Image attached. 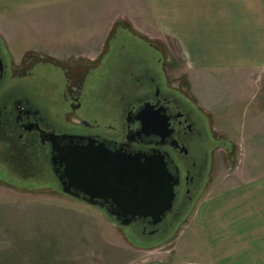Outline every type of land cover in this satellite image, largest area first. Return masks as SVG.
Here are the masks:
<instances>
[{"label": "flooded vegetation", "instance_id": "obj_1", "mask_svg": "<svg viewBox=\"0 0 264 264\" xmlns=\"http://www.w3.org/2000/svg\"><path fill=\"white\" fill-rule=\"evenodd\" d=\"M119 29L148 50H114L111 42L93 58L28 54L18 65L0 38V171L59 188L62 168L52 167V149L159 152L179 180L167 219L158 227L138 220L126 228L112 220L135 241H152L189 215L207 187L220 139L208 114L172 82L176 64L164 50L131 28ZM94 208L111 218L109 203Z\"/></svg>", "mask_w": 264, "mask_h": 264}, {"label": "crops", "instance_id": "obj_2", "mask_svg": "<svg viewBox=\"0 0 264 264\" xmlns=\"http://www.w3.org/2000/svg\"><path fill=\"white\" fill-rule=\"evenodd\" d=\"M74 1L82 0H0V36L16 56L89 57L102 47L108 24L100 37L67 39L61 14ZM154 5L156 25L177 41L187 65L210 73L208 87L216 85L218 93L205 92L203 108L222 145L238 149L233 174L196 208L180 250L199 261L184 264H264V0ZM44 11L50 18L34 19Z\"/></svg>", "mask_w": 264, "mask_h": 264}, {"label": "rangeland", "instance_id": "obj_3", "mask_svg": "<svg viewBox=\"0 0 264 264\" xmlns=\"http://www.w3.org/2000/svg\"><path fill=\"white\" fill-rule=\"evenodd\" d=\"M156 0H82L70 3L62 10L61 29L67 39L73 36L100 37L106 30L102 47L89 58L107 49L135 48L148 50L139 40L119 28H131L149 42L157 44L176 66L170 70L172 82L189 93L196 106L203 111L205 92L218 93L211 85L209 74L189 67L177 41L156 25ZM170 5V4H169ZM167 7L166 4L164 5ZM47 11L35 14L39 22L50 18ZM166 14V9L160 8ZM170 14V9H169ZM46 20V19H45ZM47 21V20H46ZM39 27L44 28L45 24ZM117 36L114 40L112 38ZM9 55L16 64L26 56H16L7 46ZM40 51L29 53L45 55ZM28 55V54H27ZM51 57V56H50ZM71 58H76L70 56ZM69 58H55L64 61ZM81 57V56H79ZM77 57V58H79ZM87 57V56H85ZM262 76V75H260ZM208 77V78H207ZM214 77V76H213ZM254 75L250 80L257 81ZM238 82V79H235ZM248 81V79H242ZM206 87V88H205ZM214 90V91H213ZM207 96V95H206ZM212 129H214L212 125ZM220 139L213 154L212 171L207 187L198 198L189 215L182 219L175 236L164 243L138 238L132 239L127 229H120L112 220L97 209L61 194L54 181L23 180L18 176L0 171V264H184L198 262L197 254L190 255L180 250V245L190 237L192 218L199 203L221 179L230 177L236 165L238 149H224ZM213 145V146H214ZM235 152L231 155L229 152ZM9 174V175H8ZM35 180V181H33ZM7 182V183H6ZM47 184V185H45ZM219 188V187H218ZM154 240V241H153ZM149 241V242H148Z\"/></svg>", "mask_w": 264, "mask_h": 264}, {"label": "water", "instance_id": "obj_4", "mask_svg": "<svg viewBox=\"0 0 264 264\" xmlns=\"http://www.w3.org/2000/svg\"><path fill=\"white\" fill-rule=\"evenodd\" d=\"M66 147L52 149L51 159L53 168H62L60 175L54 169L62 195L92 207L109 203V218L122 228L138 220H149L151 226L158 227L167 219L179 180L169 171L161 153Z\"/></svg>", "mask_w": 264, "mask_h": 264}, {"label": "trees", "instance_id": "obj_5", "mask_svg": "<svg viewBox=\"0 0 264 264\" xmlns=\"http://www.w3.org/2000/svg\"><path fill=\"white\" fill-rule=\"evenodd\" d=\"M186 218V217H185ZM177 229L178 228H175L173 231H170V232H168V234H166V236H164V237H162L161 239L158 237V238H155L154 240H158V242H155V243H153L152 245L151 244H149L147 247H153L154 246V244L156 245L157 243H164V242H166V241H168V240H170L171 238H173L174 236H175V232L177 231ZM153 240V241H154Z\"/></svg>", "mask_w": 264, "mask_h": 264}]
</instances>
